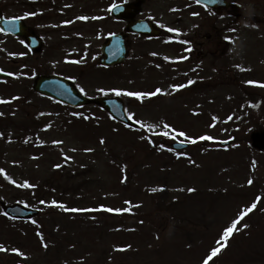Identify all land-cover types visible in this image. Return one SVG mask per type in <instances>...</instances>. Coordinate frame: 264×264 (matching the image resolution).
I'll use <instances>...</instances> for the list:
<instances>
[{"label":"rangeland","instance_id":"rangeland-1","mask_svg":"<svg viewBox=\"0 0 264 264\" xmlns=\"http://www.w3.org/2000/svg\"><path fill=\"white\" fill-rule=\"evenodd\" d=\"M42 1L49 6L32 17L17 0H0L6 16L32 17L26 21L45 39L43 50L31 54L21 39L0 34V69L14 74L13 80L0 81V98L9 101L0 103V116L14 119L23 136L20 125L32 126L30 138L40 143L31 150L16 138L0 139V245L7 249L0 251V264H17L21 258L12 248L28 245L25 238L1 233L2 227L20 228L3 222L2 203L34 198L29 205L41 211L31 226L52 230L62 244L57 248L51 233L53 244L30 252L27 264H197L253 202L256 208L240 220L213 264H264V151L250 142L254 133L264 132V0H229L241 8L222 15L186 0H147L138 17L153 20L164 35L152 41L129 36V58L112 78L100 67V45L109 33L124 30V23L110 17V6L130 0ZM45 13L59 16L44 19ZM167 40H204V48L193 51ZM50 74L71 78L90 97L116 95L112 89L160 88L155 99L119 96L135 121L166 122L186 133L180 140L235 141L228 151L216 144L210 150L192 145L179 152L180 159L158 152L141 137L161 138L166 147L178 135H157L162 127L133 133L93 105H57L33 89L38 75ZM85 114L86 122L69 118ZM24 181L37 188L19 187ZM39 188L44 204L38 202ZM54 198L63 203L52 204ZM70 204L75 205L66 208Z\"/></svg>","mask_w":264,"mask_h":264},{"label":"water","instance_id":"water-1","mask_svg":"<svg viewBox=\"0 0 264 264\" xmlns=\"http://www.w3.org/2000/svg\"><path fill=\"white\" fill-rule=\"evenodd\" d=\"M201 4H207L212 7H219L221 5L227 6V3L223 2V0H202ZM139 5L137 2L128 4V5H118L113 9V14L122 18L129 20L127 25L129 32L141 33V34H150L151 36H155L159 33L156 30L152 23L146 20H134L136 13L139 11ZM2 29L7 32L20 33L21 35H25L28 37L29 46L31 49L38 50L40 48V41L35 39L30 33L27 31V28L24 24L17 21L15 24L12 23V20H1ZM16 21V20H15ZM124 34L122 35H113L111 36L106 44L103 46V52L105 54V58L103 59V64H116L121 62L125 56V47L123 42ZM0 75H5V73L0 72ZM35 88L42 92L45 95L53 96L62 102H66L70 105H81L90 101V99L81 96L73 87V85L64 78L59 77H41L38 79ZM95 102L101 104L103 107L108 109L115 119L120 120L125 123H130L127 118L125 109L123 107L122 101L119 98H98L94 100ZM254 141H262L264 140V135L258 136L255 135L253 137ZM230 141L222 142V144H229ZM186 144H174L176 148L186 147ZM5 211L12 217L15 218H25L32 217L37 214V210L27 208L22 204H13V205H4Z\"/></svg>","mask_w":264,"mask_h":264},{"label":"snow or ice","instance_id":"snow-or-ice-1","mask_svg":"<svg viewBox=\"0 0 264 264\" xmlns=\"http://www.w3.org/2000/svg\"><path fill=\"white\" fill-rule=\"evenodd\" d=\"M196 2L198 4L202 3V0H196ZM115 7V6H114ZM26 15H33V13H29V14H26ZM194 15H196V13H194ZM16 19H19V17H16V18H13L12 20V23L15 24V20ZM80 19H87L86 17H81ZM170 32L172 31H176L174 29H171L169 28L168 29ZM0 31H3V29H0ZM11 55V54H10ZM237 67H240L239 65H237ZM0 72H3V69H0ZM9 76L11 75H14L13 73H8ZM71 79V78H70ZM193 83V81H188V84H191ZM249 84H253V83H256L254 81H248ZM174 89H180V88H183L185 87V85H173L172 86ZM80 91L81 92H84V88L81 87L80 88ZM99 91L103 92L105 91L104 89H99ZM113 92H115V94L117 96L119 95H127L129 97H137V98H143L145 96H155L157 95L158 93H162L163 90L160 89V88H157L154 92H150V93H146V92H137V91H126V92H122L121 90H118V89H112ZM13 99H18L17 98H13ZM9 101H6L4 100L3 98H0V103H7ZM0 115H2V113H0ZM128 115V118L129 119H133L135 114L134 113H127ZM215 119V117H214ZM229 119H231V117H229ZM136 123L138 125H140L141 128H145L146 130L148 131H154L157 127H162L163 129H165V131H163L162 133H156L157 135H163V136H170L171 133H176V135L180 136V137H185L186 136V133H184L183 131H179L177 132L176 129L172 128L171 125H169L168 123L166 122H163L161 125H154V124H148L144 121H140V120H137ZM0 136H3V133H0ZM173 139H175V136L172 137ZM141 139H145V137H141ZM191 139V138H189ZM201 140H204V139H207V140H211L212 137L211 136H202L200 137ZM150 140V138H149ZM27 142V141H25ZM105 141L103 140V138L101 139V143H104ZM151 142V140H150ZM192 142H195V141H192ZM54 143H62V142H59V141H56ZM161 148L164 147V145H160ZM75 151V149H74ZM86 151H93V149H86ZM177 155L179 156L180 153H177ZM67 159H72L71 157H68ZM56 167H60V165H56ZM4 172V169H0V173H3ZM5 175L7 176V174L5 173ZM9 180H11V182L13 184H16V181L15 180H12L11 177H7ZM249 183H251V181H249ZM19 187H23V188H29V187H34L33 185H31L28 181H24L22 184H19L18 185ZM152 192H156L157 189L156 188H152L151 189ZM188 191H194V189H188ZM258 200L260 199L259 197L257 198ZM41 203H45L44 201H41ZM126 203H130V202H126ZM52 204H57V202L55 200L52 201ZM59 207H65L63 205H58ZM256 208V202H253L252 205L250 207H247L245 208L243 211H241V213L239 214V216L237 217L236 220H233L232 223H231V226L227 227L224 231H223V235L221 237V240H218L216 243H217V246L212 248L209 255H207L205 257V259L203 260V264H209V261L212 260L213 257H215L223 247L226 246L227 244V240L229 238V236L234 232V230L237 229V225L238 223L240 222V220L249 212H251L253 209ZM67 210V209H66ZM108 212H113V211H116V212H120V211H123V209H112V208H107L106 209ZM73 211H76L75 209H73ZM5 215H7V213H5ZM32 223H36V221H32ZM44 247H47V244L45 243L43 245ZM7 249L4 248L3 245H0V251H6ZM13 252H16L17 254H19L20 256H24L25 254L23 252H20L18 249H12Z\"/></svg>","mask_w":264,"mask_h":264},{"label":"trees","instance_id":"trees-1","mask_svg":"<svg viewBox=\"0 0 264 264\" xmlns=\"http://www.w3.org/2000/svg\"><path fill=\"white\" fill-rule=\"evenodd\" d=\"M152 147L154 148V146H152ZM56 183H59V182H56ZM37 192L41 193L40 195H38L40 200L46 202L47 201L46 200V195H44L45 191L42 190L41 188H39V189H37ZM52 193L53 192H51V194ZM48 196L51 197L50 195H48ZM54 200L57 202V204L63 203V199L62 198H54ZM73 205H75V204H70V205H68L69 207H66V208H70ZM42 228H44V227H42ZM22 231H25V229L22 228ZM22 231L17 230L16 233H14V235H13L14 237L13 238L20 237L23 240H24V238L27 239V244L28 245H23L22 246L20 244L15 243L16 244L15 247L18 248L20 252H23L25 254L24 257H28V254L30 252H36V251H39L40 249L44 250L46 248H49V246H51V244L56 243L59 240L56 236H54V233L52 232V230L50 231L49 229H48V232H49L48 233L47 230L45 231V229L41 230V229H36L34 227L26 228V232L29 233V234H26L25 236L23 235ZM51 233H52V237L54 238L53 243L51 242L53 240V238L51 239V236H50ZM35 243H37V244L35 245ZM45 243L47 244V247L43 246ZM60 244H62V241H61V243L57 242V244H56L57 248H60L59 247ZM215 245H216V243L214 244V246ZM222 249H224V250H222ZM222 249L215 257L212 258V260L209 261V263L211 261L215 262V261H217V260H219L221 258V256L223 255L222 252L225 251L227 249V247L225 246ZM228 253L229 252H227V254ZM204 259H205V257H204Z\"/></svg>","mask_w":264,"mask_h":264},{"label":"flooded vegetation","instance_id":"flooded-vegetation-1","mask_svg":"<svg viewBox=\"0 0 264 264\" xmlns=\"http://www.w3.org/2000/svg\"><path fill=\"white\" fill-rule=\"evenodd\" d=\"M147 1V0H145ZM18 4L19 5H23L25 6L29 11L30 13H33V15H31L32 17H34V14H38V12L40 11V9H42V7H44L45 5L46 6H49L47 5V1H40V0H17ZM204 11H209V12H212L211 9L209 8H206V7H201ZM239 7L237 6V3H234L231 1V6L227 9H225L224 11H222L221 14L223 13H232L234 12L235 10H238ZM59 16L57 13H48L46 15H42V17L45 19L46 18H52V17H57ZM12 17H15V16H12ZM32 17L28 18V17H24L25 19V22L26 24L34 31L36 32L38 35H39V32L38 30L35 28V26H33L30 22H27L26 20L28 19H32ZM36 18V21L39 20V22H42L44 19H39L38 17H35ZM164 35V34H163ZM45 41V39H44ZM175 40H170L167 42L170 43V44H174V45H177V46H180V47H190V48H193V51H196L199 47L201 48H204V40L202 41H192V42H185V41H182V42H174ZM204 52H202L201 54H199L198 56H201L203 55Z\"/></svg>","mask_w":264,"mask_h":264}]
</instances>
